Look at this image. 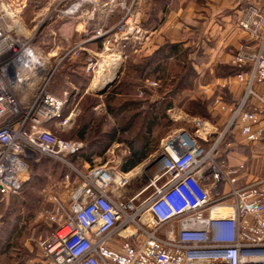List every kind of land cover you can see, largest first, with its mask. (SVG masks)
I'll return each instance as SVG.
<instances>
[{
    "label": "built area",
    "instance_id": "1",
    "mask_svg": "<svg viewBox=\"0 0 264 264\" xmlns=\"http://www.w3.org/2000/svg\"><path fill=\"white\" fill-rule=\"evenodd\" d=\"M232 1L239 29L258 42L231 58L241 69L235 77L245 86L244 96L221 106L230 119L216 139L218 128L199 118L194 132L179 129L164 139L153 156L163 154L153 164L162 170L140 193L152 189L150 195L135 205L136 197L125 201L113 193L133 172L99 166L83 174L69 158L84 143L59 137L48 126L72 129L78 112L65 114L68 93L49 91L54 71L33 38L45 21L116 16L114 26L94 29L61 60L79 58L95 40H103L104 50L113 40L127 47V41L143 37V0H39L32 30L23 21L28 0H0V197L19 194L30 162L44 158L73 167L83 178L70 204L56 199L58 206L47 215L56 229L41 243L45 264H264V177L252 175L245 162L231 164L221 153L233 126L248 142L264 144V0ZM101 55L90 53L85 62L93 87ZM160 82L145 79L153 88Z\"/></svg>",
    "mask_w": 264,
    "mask_h": 264
},
{
    "label": "rangeland",
    "instance_id": "2",
    "mask_svg": "<svg viewBox=\"0 0 264 264\" xmlns=\"http://www.w3.org/2000/svg\"><path fill=\"white\" fill-rule=\"evenodd\" d=\"M38 1L39 0H28L24 11L23 21L31 30L36 23L33 19L41 12L39 8L41 5ZM41 1L45 2V0ZM52 22L53 21H45L39 25L33 38V43L38 51L37 53L47 62L50 70L54 71L49 91L59 96L68 93L69 101L65 112L67 111V113H69L71 110L76 109L78 115L75 124L77 126H83L95 120V125L90 129L88 137L98 134L96 125H100L102 131H110L116 129V127L117 130H119L115 135L117 141L108 144L106 148L104 147L110 142V138H106L102 143H100L99 140L91 143L93 147L91 149L88 147V149L92 152V162L86 163L82 158L79 161L70 162L85 175L88 174L91 169L99 166H105L117 173H126L122 170V166L125 159L130 155L133 142L135 146L143 141L144 134L140 131V126L143 121L142 117L138 118L134 127L129 126L122 128L128 112L121 113L116 117L111 116L104 118L103 115L106 111L104 105L105 95H97L94 91L99 87H97V85L100 83V77L107 72V63L115 58L118 59L115 61L119 63V74L117 75L116 82L120 80L121 77H127V73L131 76L128 78L132 81L134 80L132 77L137 74L134 71L133 63L137 62V53L133 52V47H137V44L133 41H127V47H123L121 41L117 42L113 40L110 47L107 50H103L99 58L102 66L99 74H96L94 79V82L97 83L96 87H93V83L88 91L80 88L78 95L70 103V96L73 89L68 82L67 70L65 68L69 62L67 59L61 60L63 53L60 51L57 52L55 48L52 49L54 46L50 45H55L52 38H50L51 29L49 26ZM256 43L258 45V42ZM196 47V45L192 44L183 47L187 56L191 51L194 55H189L190 57L185 55L180 61H173L168 69V73L171 75V81V79H175L177 75L186 71L185 69L183 70L184 64L186 63L189 65L187 62L193 59L194 67L198 74L192 76L191 88H185L181 92L182 96L180 100H178V103L176 102L172 108L173 111L168 112L167 117L161 118L154 127V131L151 135V144L154 149L152 156L130 171L133 172V175L125 186L114 188L113 193L120 200L126 201L136 197L135 205H140L150 195L152 189H147L142 194L140 193L149 186L154 175L160 173L162 170L161 165L156 169L152 162L153 156L161 151L164 139L179 129H187L190 132H194L196 129L194 122L195 118L214 124L218 128L217 133L214 135L216 139L224 130L230 119L229 115L224 116L222 114L221 106L229 102L239 101L244 96L245 88L241 92L242 94L240 93V95L236 97L234 96V92L231 91L232 86L225 85L224 87L217 83L219 77L226 76H232L238 83L235 74H231V68L228 65H217L216 67H212L211 65L205 66V62H202L200 59L201 56L199 57ZM148 78L160 80V86L153 88L144 81L143 85L132 87L131 89L127 88L123 91L125 93H131L129 98L136 99L145 94L150 96L151 100H155L158 96H161L162 89H165V91L170 89V82H167L164 76L159 78L150 76ZM69 79L77 82L76 78L69 77ZM91 80L92 75H90V81ZM138 94H141V96ZM123 98L124 97L119 98L115 104L122 103ZM235 98L238 99L234 100ZM94 99H98L102 102L96 107L97 111L92 114L89 106ZM149 102L151 101H148V103ZM142 109L146 111L147 104L146 106L143 104ZM188 110H196L203 113L202 115L198 113L192 114L189 113ZM74 127L76 126L74 125ZM74 127L66 131L60 130L58 127H53L52 129L59 137L76 140L78 132H76L77 130L73 132ZM135 140H139L140 142H135ZM229 142L232 143L230 147L226 145ZM221 153L223 157H229L231 164L245 162L252 175L264 177V144L248 142L241 135L239 127L233 126L227 133L221 146ZM37 163L38 165L31 166L28 179L25 181L19 194L5 199L0 197V240L5 243L10 242V244L14 245V248L18 249H11L5 253L8 248L6 247V249L4 245L0 244V264H19V262L22 264H29L31 257L37 253V249H39L40 264H45L41 243L51 236L56 229V226L47 219V215L58 206L59 203L56 199L61 202V204L68 206L73 191L83 183L82 176L77 174L73 167L62 162L44 158ZM66 174H70L69 179L65 178ZM29 242L33 244L35 248L33 252L27 254L26 250H28V247H26V243Z\"/></svg>",
    "mask_w": 264,
    "mask_h": 264
},
{
    "label": "crops",
    "instance_id": "3",
    "mask_svg": "<svg viewBox=\"0 0 264 264\" xmlns=\"http://www.w3.org/2000/svg\"><path fill=\"white\" fill-rule=\"evenodd\" d=\"M154 3L158 5L157 14L151 13L153 0H143L142 16L139 21L140 24L142 23L144 34L136 41L137 47H133V52L137 53L138 63L145 61L165 45L181 44L187 47L192 44L197 46V53L199 57L201 56L202 62H205V66H231V58L235 53L246 47L257 46L256 42L239 29L238 7L232 0H158ZM262 7L264 9V3ZM117 21L116 16L97 20L71 18L53 21L49 27L50 38L55 45H50L54 46L52 49L55 48L57 52L64 54L74 44L86 40L94 29L112 27ZM148 21L152 23L145 25ZM87 48L90 53L98 55L104 50L101 40L88 42ZM88 51L82 53L85 59L79 64L72 58V63L65 66L66 70L88 76L85 71L86 58L90 54ZM193 55L191 51L190 56ZM234 80L232 76L219 77L217 83L224 87L232 86L231 91L238 97L245 86ZM68 82L73 89L71 96L78 95L80 87L69 77ZM90 84L91 81L86 91L90 90ZM233 104L235 102L227 103V105ZM222 114L229 115L226 111H222ZM26 247L29 252H33L35 248L30 242L26 243ZM29 264H40L39 249L31 257Z\"/></svg>",
    "mask_w": 264,
    "mask_h": 264
},
{
    "label": "trees",
    "instance_id": "4",
    "mask_svg": "<svg viewBox=\"0 0 264 264\" xmlns=\"http://www.w3.org/2000/svg\"><path fill=\"white\" fill-rule=\"evenodd\" d=\"M158 0H153V9L151 13L157 14L158 12V5L154 2H157ZM152 21L146 22L145 25H150ZM142 24V23H141ZM101 43H103V40H101ZM183 46L181 44H168L159 49L157 52L152 54L149 58H147L145 61L138 63L134 62L133 68L136 72V76H133L134 80H130L128 77H131L128 73L127 77H121L120 80H118L116 83H114L106 92L105 98H104V105L106 108L105 114L103 115L104 118L111 117V116H118L121 113L128 112V115L125 117L124 125H122V128L135 126V122L138 120V118L142 117V124L140 126V131L144 134L142 143L139 140H135V142L139 141L138 145L133 146L130 151V155L125 159V162L122 166V170L124 172H130L132 169L143 163L145 160H147L150 156H152L154 149L151 144V135L154 131V127L158 124V122L161 120V118H166L167 113L169 109L173 108L176 102L178 103V100H180V97L182 96V91L185 88H191L192 86V76L198 74L194 67L193 59H188L189 65L184 64L183 71L180 75H177L175 79H171L170 73H168V69L170 68V65L173 63V61H180V59H183L186 54L183 50ZM190 55V54H189ZM187 57H190V56ZM83 58V59H82ZM72 58H68V62H70ZM85 57H83V54L79 58H75L77 63H81ZM72 63V62H71ZM183 63V62H182ZM77 65V64H76ZM231 68V74H237L241 69L237 66L231 65L229 66ZM188 69V71H187ZM68 77L70 78H76L77 82L74 80H71L73 83H76L81 89H86L90 83V75L86 76L83 73H75L72 71H68L67 73ZM155 77L159 78L161 76H164L167 82H170V89L165 91V89H162L161 96H158L155 100H151L150 96L143 95L142 97L138 98H129L131 93H125L123 90L127 88L137 87L139 85H143L144 81L148 77ZM178 78V79H177ZM77 96V95H76ZM75 95L70 96V103L76 98ZM85 96V95H84ZM83 96V97H84ZM82 97V98H83ZM96 97V96H94ZM122 103L115 104V102L121 98ZM148 101H151L148 103ZM102 101L98 99H94L91 105L89 106L90 112L94 114L97 111V106L101 104ZM239 101H235V104H237ZM69 103V105H70ZM147 104V110L142 109V105ZM145 109V108H144ZM189 113L192 114H201L203 112L188 110ZM65 114H68L67 111ZM95 125V120H92L91 123L88 122L87 124H84L83 126H77L74 127L73 132H78V136L76 141H80L84 143V147L82 150L74 156H71L69 160L71 162L73 161H79L81 158L85 162H92V152L88 149V147L91 149L93 146L91 143L95 142L96 140H99L100 143H102L103 140L106 138H110V142H108L104 148L107 147L108 144L114 143L117 141L116 134H117V127L116 129L110 130V131H102L100 125H96L97 133L94 136L88 137L90 129L93 128ZM49 127L53 128V124H48ZM125 130V129H124ZM66 139V138H65ZM71 140V139H68ZM32 165H38L37 162L31 161L29 164V173L31 170ZM22 190V189H21ZM9 241V240H8ZM0 244L4 245V247L7 249V251L14 249L13 244H10V242H2L0 240ZM20 251V250H19ZM27 254H29V251L26 250ZM29 256V255H28ZM26 258V257H25ZM22 261V260H19ZM21 262H19L20 264ZM22 264V263H21Z\"/></svg>",
    "mask_w": 264,
    "mask_h": 264
},
{
    "label": "bare ground",
    "instance_id": "5",
    "mask_svg": "<svg viewBox=\"0 0 264 264\" xmlns=\"http://www.w3.org/2000/svg\"><path fill=\"white\" fill-rule=\"evenodd\" d=\"M115 60H118V59H112L110 60L108 63H107V66H108V69H107V72L106 74L100 79V83L99 85H97V87L99 86H103L105 83H107L108 81L112 80L115 76H116V73L118 72V69H119V63ZM117 181H119V176H113Z\"/></svg>",
    "mask_w": 264,
    "mask_h": 264
},
{
    "label": "water",
    "instance_id": "6",
    "mask_svg": "<svg viewBox=\"0 0 264 264\" xmlns=\"http://www.w3.org/2000/svg\"><path fill=\"white\" fill-rule=\"evenodd\" d=\"M118 74H119V72L116 73V76H115L112 80L108 81V82L105 83L103 86L98 87V88L94 91V93L97 94V95H100V96L105 95L106 92L108 91V89H109V88H110V87L116 82V80H117V75H118ZM162 157H163V154L157 156V157L153 160L152 164H154V163H156L157 161H159Z\"/></svg>",
    "mask_w": 264,
    "mask_h": 264
}]
</instances>
